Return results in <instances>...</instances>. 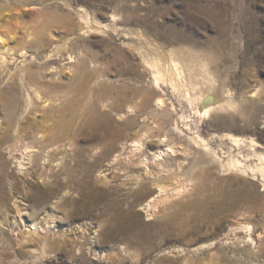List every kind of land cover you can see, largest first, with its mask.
<instances>
[{"label": "bare ground", "instance_id": "1", "mask_svg": "<svg viewBox=\"0 0 264 264\" xmlns=\"http://www.w3.org/2000/svg\"><path fill=\"white\" fill-rule=\"evenodd\" d=\"M10 1L7 0L8 3ZM17 1L26 6L33 5L41 13L40 18L44 13H49L48 3L53 1H58L69 12L49 16L39 36L29 33L17 49L8 47L9 39L14 37L0 29V76L4 78V84L0 87V264H17L25 257L32 258L33 262L40 261L39 264L53 262L51 259L57 251L53 241L57 235L54 211L61 207V201L55 202L54 199L69 184L80 194L77 212L92 215L98 211L99 218L107 223L102 239L100 234L96 243L121 241L124 251H128L126 245L135 240L140 244L149 242L152 246L149 245L143 252L150 253L159 246L158 238L167 240L174 235L181 237L185 231L194 228L202 230L208 222L213 223V205L196 211L191 217L192 223L188 225L158 223L152 226L138 223L135 221L139 216L135 208L142 206L154 212L163 203L189 192L193 184L191 177L176 178L169 183L166 181L174 173L170 170L168 156H175L181 150L190 154L191 148L197 146L205 149L212 156L211 161L218 162L223 170L256 172L255 167L240 159L246 156L240 151L233 153V149L241 150L246 146L252 149L257 142L226 132L216 134L215 139L220 146L219 149L212 148L208 140L199 134L200 125L193 127L188 123V116L178 112L173 103L178 116L171 127L174 135H169V131L159 135V143L164 147L151 154L150 147L154 144L151 139L156 136L155 130L159 127L154 126L156 122L149 109L154 107L158 112L165 113L167 100L164 88L182 96L192 106L198 119L231 109L233 102L228 79L240 53L242 56L245 52L242 36L238 38L233 52L235 63L227 66L221 82L209 90L199 86L195 80L199 70L198 51L184 49L178 52L179 55L174 50L168 52L158 44L156 46L150 31L142 26H150V12L147 10L136 17V10L128 8L125 0H115L108 16L113 22L109 27L103 26L96 15L84 6L76 10L72 0ZM73 12H78V15ZM133 19L136 24H131ZM54 27L60 30V37L56 36ZM251 32L252 40L260 35L257 27ZM96 33L105 34L109 39L119 38L123 33L129 39L123 41L129 51L122 52L119 58L117 49L112 48L106 39L103 41L112 54L110 58H104L102 51L83 47L86 42L93 43L90 37ZM189 34L184 32L180 37L184 42H194ZM63 61L73 69L70 79L65 76L64 69L59 72V66H56ZM111 77L117 81H107ZM94 89L101 97L100 106L91 107L86 118L87 130L82 132V125L73 127L71 124L69 117L72 115L67 117L68 110L70 113L78 110L86 101L85 95H93ZM62 91L73 92L75 99L69 105L64 103L67 95H52ZM250 98L252 101L260 98L258 102L264 123V95L257 90ZM139 116L145 128L136 129L135 120ZM151 120L153 126L148 125ZM214 124L227 131L241 129L234 117H224ZM82 135L84 139L98 140L90 149V156L88 148L79 146L73 157H62L57 160L58 169L53 167L52 163L56 160L50 157L52 153L48 150L47 142L68 137L77 140ZM181 140H187L192 147L183 149L179 144ZM229 143L232 145L226 150L223 145ZM5 150L10 157H6ZM255 155L264 163V153ZM155 166L159 173H155ZM103 168L118 170L121 184L111 185L109 175H101ZM135 168L140 169L139 173L132 171ZM176 170H182L181 163H177ZM259 170L264 179V165ZM95 173L100 174V184L106 187L96 186L93 179ZM255 191L256 187H252L251 191L233 189L228 192L232 197L231 204L239 206L248 200L250 192ZM229 195L223 192L221 198ZM215 204L216 211L223 208L222 203ZM63 217L65 222L77 218L69 212ZM7 226L10 230L5 234ZM136 257L135 264H141L139 256Z\"/></svg>", "mask_w": 264, "mask_h": 264}, {"label": "rangeland", "instance_id": "2", "mask_svg": "<svg viewBox=\"0 0 264 264\" xmlns=\"http://www.w3.org/2000/svg\"><path fill=\"white\" fill-rule=\"evenodd\" d=\"M72 1L76 10L84 6L96 15L97 20L101 21L103 26H112L113 22L108 16L115 0ZM125 2L128 8L136 10V17H140L146 10L150 12V26H142L148 32L150 31L149 34H151V39L156 46L158 44L165 51L174 50L176 53H181L184 49L191 51L196 49L198 51L199 70L195 75V80L199 86H205L209 90L221 82L227 66L235 63L233 52L238 45V38L242 36L245 40V52L242 56L240 53L239 60L228 79V88L229 92L232 93L233 102L231 109L222 110L214 116L198 119L192 106L182 96L174 93L172 89L164 88L167 100L165 113L158 112L154 107L149 109L153 121L156 122L154 126L158 125L159 127L155 130L156 136L151 139L154 144H151L150 153L152 154L164 147L159 143V135L166 131H169V135H174L171 127L178 117L174 111V103L178 112L188 116V123L193 127L196 124L200 125L199 134L208 140L212 148L219 149L220 146V142L215 139L216 134L231 132L240 138L254 139L257 142L255 148L249 149V146L241 150L234 148L233 153L240 151L246 156L240 157V159L257 170L256 172L251 170L245 172L223 170L218 162L211 161L212 156L205 149L197 146H193L195 147L193 148L187 140L179 141L183 149L184 147H192V150L190 154L181 150L175 156H168L170 158V170L174 173L167 177L166 181L169 183L176 178L191 177L193 184L189 187V192L170 199L154 212L148 211L142 206L136 207L135 211L139 216L135 218V221L152 226L158 223L188 225L192 223L191 217L196 211L213 205V219H211L213 223L207 221V226L205 225L202 230L194 228V231L182 233L181 237L174 235L167 240L158 238L159 246L157 249L145 254L144 249L152 246L149 242L140 244L135 240L130 241L131 245L125 244L128 251L123 250L121 241H112L107 244L96 243L95 240L100 234L102 239V233L106 229L107 223L99 218L100 213L98 211L92 215L77 212L76 207L80 194L69 184L66 189H63L60 196L54 199L55 202L61 201V207L54 211L57 235L53 241L57 251L55 257L51 259L53 262L46 261L44 264H135L136 256H139L141 264H264V179L259 170L264 163L258 155H255L256 153H264V123L263 113L260 111V102H258L260 98L255 101L250 98L253 91L257 90L264 95V0H125ZM47 11L49 13H44L40 18L41 13L33 5L26 6L17 0H11L9 3L7 0H0V29L7 31L10 36L14 37L9 39L8 47L17 49L29 33L39 36V32L44 29L49 16L69 12L58 1L49 2ZM73 13L78 15V12ZM131 24H136L135 19ZM254 27L259 29L260 35L252 40L250 34H252L251 31ZM56 28L54 27L55 34L60 37V30ZM184 32L190 33L195 41L184 42L180 37L181 33ZM125 37L122 33L119 38L109 39L105 34L96 33L90 37L93 43L83 42V44L85 43L83 47L102 51L104 58H110L112 54L103 41L106 39L107 42L110 41L112 48L117 49L120 58L122 52L129 51V47L123 43L124 40L129 41ZM57 65L59 72L64 69L67 79L72 77L73 69L70 68V64L63 61ZM10 66L14 67L13 64ZM56 71L55 69L54 72ZM3 80V76H0V87L4 84ZM107 81L116 82L117 79L111 77ZM96 92L94 89L93 95L87 93L85 95L86 101L78 110H75L76 112H71L73 114L68 108L66 109L69 112L67 117L72 115L69 118L73 127L82 125V132L87 130L85 127L86 118L89 116L91 107L100 106L101 97H98ZM72 93L62 91L52 95H67L68 98H65L67 100H64V103L69 105L75 99ZM105 100L111 101L109 98H105ZM81 101L83 102V100ZM224 117L236 118L241 129L227 131L224 127L214 124L215 121ZM151 122L152 120L148 122V125L153 126L150 124ZM135 125L136 129L145 128L140 116L136 118ZM97 141L96 139H84L83 135L77 140L71 137L65 140L62 138L49 140L47 146L52 153L50 157L52 160H56L53 162L54 164L52 163L53 167H57V160L60 158L69 159L73 157L79 146L88 148L89 154L90 149ZM231 145L229 143L223 146L228 150ZM4 152L6 157H10L6 150ZM224 158L227 159L228 157ZM177 163L182 165L180 172L176 170ZM50 164L48 165L50 166ZM155 167V173H159L160 170ZM102 171V176L104 174L109 175L111 185L121 184V181H118L117 175H120L118 170L103 168ZM132 171L139 173L140 169L138 171L135 168ZM99 177H101L99 173H95L93 176L96 186L106 187L100 184ZM252 187H256V191L250 192L248 200L242 202L241 206L231 204L233 203L232 197L228 192L240 188L251 191ZM223 192L229 196L221 198ZM216 202L223 204L220 211H216ZM242 211L244 212L242 213ZM67 212L76 215L77 218L71 222H65L63 216ZM13 214L14 212L11 213V218ZM8 229L10 230L7 226L5 234L9 233ZM84 230L86 231L84 232ZM180 250L183 252H179ZM39 263L40 261L33 262V259H28V257L17 262V264Z\"/></svg>", "mask_w": 264, "mask_h": 264}]
</instances>
